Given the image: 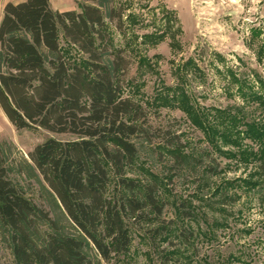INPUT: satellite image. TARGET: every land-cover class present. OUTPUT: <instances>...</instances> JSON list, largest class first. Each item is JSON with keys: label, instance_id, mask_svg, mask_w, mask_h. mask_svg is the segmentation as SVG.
I'll return each instance as SVG.
<instances>
[{"label": "trees", "instance_id": "16d2710c", "mask_svg": "<svg viewBox=\"0 0 264 264\" xmlns=\"http://www.w3.org/2000/svg\"><path fill=\"white\" fill-rule=\"evenodd\" d=\"M76 3L78 10L61 12L49 0L7 3L0 20L3 114L16 130L64 137H48L19 160L10 157L14 145L0 141V245L11 264H130L136 231L193 244L202 213L192 200L221 217L243 197L264 206V76L239 73L207 53L225 94L241 105L204 108L185 86L207 78L198 63L205 53L176 68L177 85L158 91L151 105L181 110L203 136L206 145L198 147L176 130L152 126L148 104L124 95L133 83L130 56L138 58L137 72L154 70L140 46H157L165 32L132 33L119 43L116 35L124 38L128 23L140 22L128 4ZM256 54L262 60L264 42ZM219 158L248 173L222 178ZM174 181L195 185L190 199L173 193ZM173 254L164 255L167 262Z\"/></svg>", "mask_w": 264, "mask_h": 264}, {"label": "rangeland", "instance_id": "374dc122", "mask_svg": "<svg viewBox=\"0 0 264 264\" xmlns=\"http://www.w3.org/2000/svg\"><path fill=\"white\" fill-rule=\"evenodd\" d=\"M120 1L129 5V11L138 15L140 22L135 25L129 22L125 37H115L119 43L131 38L132 33L140 36L151 32H165L164 40L157 46H140L141 54L156 65L154 70L143 69L137 72L138 58L134 54L130 56L132 66L127 79L133 83L123 89L124 95L132 96L142 105L148 104V121L152 126L176 130L177 133L184 134V138H190L198 147L205 146V143H199L203 139L201 132L191 127L181 110L154 108L151 104L155 103L153 100L162 88H174L177 85L174 75L176 68L188 58L197 57L203 52L204 58L198 63L207 78L203 83L190 79L185 90L204 108L240 106L241 100L237 96L230 98L225 94L226 82L213 65L207 64L206 55L209 52L220 54L224 65L237 72L248 73L252 70L264 76V57L259 61L256 54L257 48L264 42V0ZM167 13L171 16L168 24L165 20ZM253 30L259 32L258 37L252 36ZM215 65L222 71L221 64L215 62ZM259 113L260 111L256 112L255 117H260ZM2 131L5 138H8L6 141L14 145L10 157L15 160L28 159V153L48 137L64 138L44 130H12V127L8 128L3 122ZM218 162L223 169L222 178L244 177L249 170L237 167L228 159L219 158ZM170 189L175 195L190 199L195 185L174 181ZM30 192L31 198L38 202L36 190L32 189ZM192 201L202 213L199 224L192 226L197 234L193 244L185 246L179 245L175 240H152L149 234L136 231L132 237L130 264H264V206L254 202L249 204L243 197L221 217L210 212L203 203ZM172 216V211L164 214L165 219ZM167 252H174L171 255L173 260L168 262L164 258ZM11 263V256L0 245V264Z\"/></svg>", "mask_w": 264, "mask_h": 264}, {"label": "crops", "instance_id": "0c3cea01", "mask_svg": "<svg viewBox=\"0 0 264 264\" xmlns=\"http://www.w3.org/2000/svg\"><path fill=\"white\" fill-rule=\"evenodd\" d=\"M25 0H0V20L2 18L3 8L7 3L12 4H18ZM49 5L53 11H66V10H78L76 0H49ZM2 122L4 125H6L8 128L12 127V130H15L13 125L7 120L5 115L3 114L1 108H0V141L6 140L8 138H5L3 131H2ZM9 125L11 127H9Z\"/></svg>", "mask_w": 264, "mask_h": 264}]
</instances>
